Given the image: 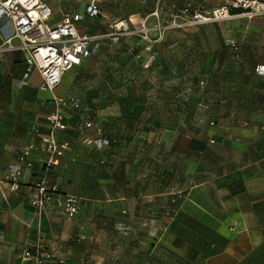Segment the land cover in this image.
<instances>
[{"label":"crops","instance_id":"1","mask_svg":"<svg viewBox=\"0 0 264 264\" xmlns=\"http://www.w3.org/2000/svg\"><path fill=\"white\" fill-rule=\"evenodd\" d=\"M43 1L52 7L53 21H59L67 13L85 14L90 0ZM103 3L102 0V7ZM102 15L101 10L99 16ZM90 19L93 18L85 15L78 21L79 32L101 33L91 25ZM25 59L23 51L0 57V102L6 87H15L18 81L28 91L26 98L17 97L22 106L12 111L15 121L9 129L0 128L11 135L0 139V264H34V260L24 259L25 249L32 244L57 250L66 264H170V261L184 264L186 260L189 264H245L248 261L256 240L261 239L259 235L256 239L254 231L262 229L256 219L262 193L254 185L264 182V74L253 70L255 79H250L249 73L242 83L247 91L246 108L235 104L242 101L235 83L231 93H224L220 101L227 105L216 116L215 135L209 128L200 130L195 121L179 125L175 129L176 140L147 144L143 167L134 142L128 191L106 193L105 174H98L97 195H76L81 207L75 217L69 218L54 203L38 214L32 204L38 195L36 181L47 174L51 183H59L63 193L75 195L80 179L74 172L75 161L85 165V151L90 148L115 151L118 142L97 125L82 128L75 138L70 134L68 118V127L62 132L70 136L71 146L60 156L58 164L48 167L50 155L38 149L32 150L26 161H20L18 157L25 146L40 143L48 129L46 116L53 110L51 94L39 87L41 76L37 69L26 76ZM257 65L264 66V60ZM2 114L4 111H0ZM98 128L111 140L103 149L84 142L85 136H97ZM212 137L216 142H211ZM13 162L21 169L16 190H11L4 181ZM111 201L113 205L108 204ZM119 223L129 225L131 231H119L116 227ZM49 264L59 263L55 259Z\"/></svg>","mask_w":264,"mask_h":264},{"label":"rangeland","instance_id":"2","mask_svg":"<svg viewBox=\"0 0 264 264\" xmlns=\"http://www.w3.org/2000/svg\"><path fill=\"white\" fill-rule=\"evenodd\" d=\"M103 1V15L89 20L97 32L111 31L120 20L129 21L134 32L119 42L106 38L101 51L67 72L55 90L59 97L80 100L78 113L64 108L66 123L71 119L72 136L77 138L89 120L92 127L104 128L118 142L115 151H85V165L75 161L74 172L80 178L75 195L79 197L97 195L98 174L103 172L106 193L128 191L134 142L143 167L147 144L176 140L179 125L195 121L200 130L209 128L215 135L216 116L227 105L220 101L224 93H231L235 83L236 92L242 95V101L235 104L246 108L247 91L242 83L249 73L250 79H255L253 70L264 74V68L257 65L264 60V15L195 22L192 13L196 9L211 10L230 0ZM228 39L237 41L238 50L228 45ZM27 92L21 81L6 87L1 94L0 111L4 114L0 115V128L9 129L15 121L12 111L22 106L17 97L26 98ZM45 93L52 96V92ZM25 129L29 130L27 126ZM7 132L0 131V139L11 136ZM61 137L71 139L65 132ZM254 188L262 193L256 215L262 229L254 231L256 239L258 235L261 239L256 240L245 264H264V182Z\"/></svg>","mask_w":264,"mask_h":264},{"label":"built area","instance_id":"3","mask_svg":"<svg viewBox=\"0 0 264 264\" xmlns=\"http://www.w3.org/2000/svg\"><path fill=\"white\" fill-rule=\"evenodd\" d=\"M101 10L102 0H90L85 14L67 13L59 21H53V9L43 0H0V57L5 53L23 51L26 54V76L37 69L41 76L40 89L52 92L50 101L53 110L46 116L48 132L42 135L40 143L27 145L21 150L18 157L20 161H26L31 151L38 149L50 155L48 167L59 163L60 156L71 146L69 139L61 137L62 131L67 128L64 108L78 113L81 107L79 99H65L55 94L64 74L85 59L96 55L106 38L119 42L122 37L134 32L129 21L120 20L111 31L93 35L81 34L77 26L78 21L85 15L98 17ZM258 14L264 15V0H230L229 3L211 10L196 9L192 13V19L195 22H212L241 15L253 17ZM227 42L232 49L238 50L235 39H228ZM84 126L91 128L92 122L86 120ZM97 131V136H85L84 142L103 149L111 140L103 135L101 128ZM20 175L18 163H10L4 181L10 185L11 190L19 187ZM35 186L38 195L32 200V204L38 214L50 203H54L60 213L69 218L75 217L79 212L80 199L71 193H63L59 183H51L47 174L36 181ZM116 227L122 232L131 231V227L124 223H119ZM232 230H235V227H232ZM24 259H32L34 264H49L56 259L59 264H66L57 250H48L37 244L29 245L25 249Z\"/></svg>","mask_w":264,"mask_h":264}]
</instances>
